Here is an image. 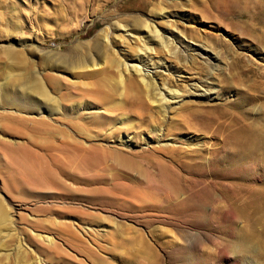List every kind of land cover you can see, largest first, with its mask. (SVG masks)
Returning <instances> with one entry per match:
<instances>
[{
	"label": "rangeland",
	"instance_id": "obj_1",
	"mask_svg": "<svg viewBox=\"0 0 264 264\" xmlns=\"http://www.w3.org/2000/svg\"><path fill=\"white\" fill-rule=\"evenodd\" d=\"M135 19L169 48L126 28ZM143 42L164 112L141 84L131 89V71L123 85L102 60L139 66L130 56ZM49 55L97 69L51 71ZM1 62L0 202L13 226L0 241L11 264L19 248L34 264H264V161L254 165L264 147L232 154L216 131L191 126L230 109L264 124V0H0ZM17 71L41 79L59 113L5 99ZM10 87L16 97L20 84Z\"/></svg>",
	"mask_w": 264,
	"mask_h": 264
},
{
	"label": "bare ground",
	"instance_id": "obj_2",
	"mask_svg": "<svg viewBox=\"0 0 264 264\" xmlns=\"http://www.w3.org/2000/svg\"><path fill=\"white\" fill-rule=\"evenodd\" d=\"M134 22H135L134 25L127 26L126 28L134 29L138 33H144V34H145V31L148 30L147 31L148 36H147V34H146V36L150 40H152V42L154 44L156 42L161 48H164V50H165V48H169V43H168L167 39L164 37L165 35L163 36L162 34H160L157 27H155L154 25H152L146 21H143L141 19H135ZM118 30H121V29L118 28ZM107 38L108 37H106V39ZM148 38H146V40ZM148 51L153 52V49L151 47H149V45H147L146 42L144 43V45L141 44L138 47L136 53L134 55L130 56L131 59L135 60L133 62H135V63L138 62V64H141V65H139V66L138 65H133V66L131 65V67H129L128 65H125L123 62L124 60L123 61L121 60V58L123 56L117 57L116 53H113L114 57L110 60H109V56L103 55V57H102L101 53H100V56L102 57V60L105 63L111 62L113 67L117 68V71H116V73H118L117 78L120 80L121 83H123V85H124L125 74L126 73L129 74V71H131L132 73L129 74L128 77H126L127 78L126 81H128V84L130 85L131 89L133 91L141 90L138 88L139 87L138 84H141L143 87V90L146 91L147 96L150 97V94H151L152 95L151 100L153 99V103H158L160 111L164 112V110L167 108L166 96H164L163 93H161V94L155 93L154 90L157 88V85L152 80V77H151V74L149 73V71L145 72L142 68L143 65L147 64L146 59L144 58V56H142V52L147 53ZM169 52L172 54H175V52H172L170 49H169ZM5 54H7V56L9 57V59L12 62H14L18 65L19 69H22V70L25 69L26 64H28L27 60L24 57H22L20 55H16L15 53H13L11 51H9L8 53H6V51H5ZM206 54L209 55L208 52H206ZM218 56H219V53H216L212 57L218 59L219 58ZM101 57H100V59H101ZM47 58L49 60V64L47 65V67L51 71L65 70V71L73 72V70H74V72H75V69H81V71L82 70L88 71L90 66H93V68H92L93 70L97 69V68H95L97 66V64L94 63L95 60L93 58L90 59V57L87 58L86 60L79 59L76 61L74 59V57L67 56V58H65V57L62 59L60 58L61 60L60 61L56 60V62H54V60H53V58H51V56L47 57ZM2 63L3 62H1L0 65L5 66V64H2ZM88 64H90V66ZM9 67H12V66L10 65ZM9 67L7 70L8 72L10 70ZM15 69H17V68H15ZM11 70H12V68H11ZM17 72L18 73H14L10 77L8 76L9 74L6 73L8 76L6 78H9V79L8 80L6 79L7 83L6 84L4 83V87H3L4 92L2 93L3 94L2 96H4L5 99H7L10 102H16V100L18 102V100L20 99V102L24 101V103L27 100L28 105H29V104H31V103H29V101L30 102H32V101L31 100L28 101V99H33L36 97L35 99L39 100L38 102H40V104L39 103H37V104H39V105L42 104L41 107L46 106V108L48 109V112H50L49 114H52L54 112L59 113V110H60L59 105L57 104V102L53 101L54 99L51 97L50 93L46 89V87H45V85L41 79H37L36 81H33V79H31L23 71H21L20 73H19V71H17ZM0 73H1V71H0ZM134 77H136L137 81H135L133 79ZM201 82H202V84L207 83V82H204L202 80H201ZM12 83L13 84H20V87H21V90H18L20 92L16 93V97L10 96L11 91L9 92V89H11L13 87V86L10 87ZM2 84H0V86H2ZM17 89H19V88H17ZM165 92H166L165 94L168 95V97L170 99L179 98V96H177V94H178L177 90L175 91L173 89H170V90L168 89ZM195 95H198L201 97L206 96L205 93L204 94L203 93L202 94H195ZM148 97H146V98H148ZM7 100H6V102H7ZM34 105H35V103H34ZM39 105H38V110L40 109ZM78 106H79V104H78ZM34 107L37 108L36 105ZM76 110H79V108ZM79 113H80V111H79ZM106 123L107 122H105V124ZM260 125H263L262 129L259 128ZM191 126L193 129L200 130L202 128V129H206V130L216 131L215 133L220 135L223 138L222 139L223 147H226V148L229 147L231 149V151H233L232 154H234V153L239 154V153H243L244 151L246 152L248 150L250 151L249 153L255 154V153L259 152L260 148L264 147V124L249 121V120H247V116L245 114L232 112L231 109L230 110H224V111L220 112L218 116H216L214 114H210V115L201 114L198 116V120L196 121V123L192 124ZM210 132H212V131H210ZM262 152L264 153V148L262 149ZM126 157H128V156H126ZM126 157L121 156L119 159L125 168L132 167V166H134V164H136V163H134V160L132 162V161H130L131 158L128 160ZM258 160L264 161V155L262 156L261 154L258 153V158L254 161V165H256V162ZM3 204L0 202V237H2V236H3V238L8 237L10 240L12 237V234H11L12 226H13L12 225V219H11V216L9 215V213L6 211L7 209H5ZM240 215L242 218H244L246 220L247 219L249 220L251 218V216L249 215V213H247V211H241ZM7 246L8 245H6L5 240H4V242H3V240L0 241V264H11L12 263V262H10L11 253L7 254L5 252V249L8 248ZM12 258H13V260H12L13 264H34L28 260L29 258L27 259L26 256L22 255V249L21 248H19V251H17L16 255Z\"/></svg>",
	"mask_w": 264,
	"mask_h": 264
}]
</instances>
